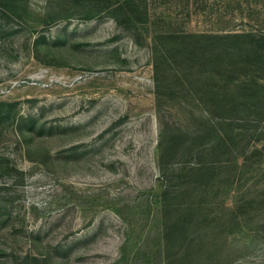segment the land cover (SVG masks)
<instances>
[{"label": "rangeland", "instance_id": "1", "mask_svg": "<svg viewBox=\"0 0 264 264\" xmlns=\"http://www.w3.org/2000/svg\"><path fill=\"white\" fill-rule=\"evenodd\" d=\"M0 264H264V0H0Z\"/></svg>", "mask_w": 264, "mask_h": 264}]
</instances>
